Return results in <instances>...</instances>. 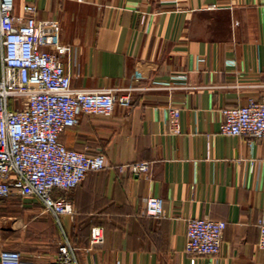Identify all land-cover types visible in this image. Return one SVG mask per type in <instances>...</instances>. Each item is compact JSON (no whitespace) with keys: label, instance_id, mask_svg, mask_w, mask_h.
I'll list each match as a JSON object with an SVG mask.
<instances>
[{"label":"crops","instance_id":"crops-1","mask_svg":"<svg viewBox=\"0 0 264 264\" xmlns=\"http://www.w3.org/2000/svg\"><path fill=\"white\" fill-rule=\"evenodd\" d=\"M28 3L73 88L118 89L133 103L110 116L81 114L61 133L108 166L55 190L72 215L4 198L0 250L51 264L63 240L79 264H264V139L219 133L223 107L264 100V0H14L15 12ZM2 54L0 44V79ZM169 105L181 108L179 135L169 132ZM138 161L150 162L147 174L123 169ZM147 196L164 199V216L143 214ZM193 217L227 222L218 255L185 252ZM95 225L105 240L92 245Z\"/></svg>","mask_w":264,"mask_h":264},{"label":"built area","instance_id":"built-area-1","mask_svg":"<svg viewBox=\"0 0 264 264\" xmlns=\"http://www.w3.org/2000/svg\"><path fill=\"white\" fill-rule=\"evenodd\" d=\"M38 8L25 4L15 12L14 0H0V44L2 77L0 79V202L20 196L40 201L46 212L55 216L72 215L67 196L55 190L77 187L91 171L108 166L101 152L89 153L68 147L61 133L78 123L81 114L110 116L116 105L129 108L132 97L118 89H75L62 57L45 49L48 39L41 36L37 22ZM154 87L165 86L153 82ZM223 120L219 133L245 135L252 141L264 139V100L251 99L239 106L221 109ZM181 108L169 105L167 123L171 135L182 133ZM149 161L123 166L135 174H147ZM143 214L160 218L165 201L159 196L144 199ZM258 246L264 249V219H260ZM227 222L193 217L187 222L185 252L190 255H218ZM105 240L104 228H91L92 245ZM75 246L61 240L56 259L51 264H79ZM0 264H34L16 249L0 250Z\"/></svg>","mask_w":264,"mask_h":264}]
</instances>
